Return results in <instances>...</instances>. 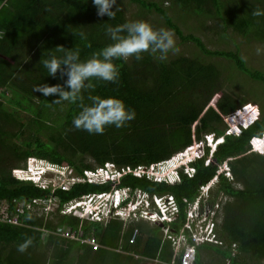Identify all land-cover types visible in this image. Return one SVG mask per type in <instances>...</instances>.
I'll return each mask as SVG.
<instances>
[{"label":"trees","instance_id":"trees-1","mask_svg":"<svg viewBox=\"0 0 264 264\" xmlns=\"http://www.w3.org/2000/svg\"><path fill=\"white\" fill-rule=\"evenodd\" d=\"M128 1L143 13L158 16L163 27L180 42L193 45L195 52L169 54L164 61L159 52L143 53L140 61L135 57L117 59L118 83L93 79L86 82L93 87L83 90L79 101L52 103L54 96L45 97L34 89L39 84H63L59 73L53 78L42 66L50 56H63L56 46L79 49L80 59L86 60L111 43L106 34L108 25L136 19L125 15L121 3L114 9L115 18L108 19L97 16L92 0H0V202L8 203V213L12 214L13 200L32 203L35 199H55L62 206L116 185L140 188L151 195L173 194L180 208L170 225L176 232L185 221L183 198L192 201L199 187L216 176L208 203L212 206L220 195L229 198L222 206L223 218L217 228L218 237L227 246L206 247L229 257L230 264H264V149L250 151L252 138L264 136V106L258 115L245 112V99L232 89L220 62L212 59L225 60L238 75L263 87L264 72L247 65L239 47L210 48L193 32L212 21L218 25L221 38L237 33L247 40L264 42V16L252 15L254 9L264 11V0H168L167 8L160 0ZM150 24L154 29L163 28ZM91 96L120 98L135 110V118L121 128L107 126L102 135L77 130L72 121L83 107L91 105ZM225 116L233 120L234 130L224 123ZM210 134L219 140L207 164L205 158L192 163L195 173L182 174L179 183L122 172L123 168L166 160ZM34 158L67 167L75 176L106 162L122 174L118 183L74 181L65 188L52 184L41 187L15 174V169L27 168ZM223 162L228 164L229 175L218 172ZM18 217L19 224L0 219V264H138L133 256L116 249L127 250L128 244L141 255L153 257L151 250L156 252L160 242L159 226L135 220L123 229L125 225L117 218L90 221L59 208L41 213L23 209ZM134 228L140 236L130 243ZM78 230L82 237L93 235L97 247L66 235ZM29 237L31 246L24 253L18 252L17 246ZM167 242L163 252L171 246ZM231 243L237 246L234 255L229 250ZM200 257L198 249L193 264H202Z\"/></svg>","mask_w":264,"mask_h":264},{"label":"clouds","instance_id":"clouds-1","mask_svg":"<svg viewBox=\"0 0 264 264\" xmlns=\"http://www.w3.org/2000/svg\"><path fill=\"white\" fill-rule=\"evenodd\" d=\"M92 3L97 10L96 14L98 17L107 16L108 19L115 18L116 11L114 9L116 8L117 0H92ZM252 15L256 17L264 16V11L260 9H254ZM106 34L109 36L111 43L107 44L99 53H94L90 58L86 60L80 59L79 49L68 50L62 45H57L56 51L63 53V56L61 57H57L54 55L50 56L49 58L44 59L42 61V66L47 70L48 75L52 76L53 78H57V74L59 73V79L63 80V84H59V83L52 85L46 83L39 84L35 87L34 90L36 92H39L45 97L54 96L55 99H53L52 103H60L62 101L75 103L81 99V93L83 90H85L86 88L93 87V85L87 84L86 83L87 81L96 79L110 83H118L120 74L116 64L114 63V61L117 59L127 60L130 57H135L137 61H140L143 58L142 56L143 53L159 52L160 53L159 59L161 61H164L168 58L169 53H175L179 51V49L176 47L175 34L171 30L164 28L154 29L150 23L143 20L130 21L116 26L108 25L106 27ZM81 36L83 37V33H81ZM257 51L259 52V49H257ZM89 99L92 101L91 105L83 107L82 110L79 112V114L75 116L72 121L74 128L77 130H84L90 134L102 135L107 126H115L116 128H121L126 126L127 122H130L135 118V110L128 108L125 105L124 101L120 98L117 97L101 98L99 96H91L89 97ZM224 119L230 120L231 118L229 116H225ZM229 127L234 130L235 125L233 124L232 126ZM218 140L219 139L214 138L212 134H210L206 140L203 139L197 141L195 140L191 145H188L184 147L182 150L175 152L166 160L159 161L157 163H152L147 166H141L144 167L146 170L144 171L143 174L139 176H145L146 178L157 182H167L170 184L179 183L181 181L182 174H186L187 176H192L195 173V167L192 163L196 162L198 159L205 158V164H207L208 158H210L211 155L213 154V151L216 148ZM251 142L252 143H251L250 151L257 152L264 149V136H254ZM176 158L178 160H176ZM37 161H38L37 163L36 162L31 163L32 169L31 168L28 169L18 168V169H22L23 171H25L23 177L24 180L35 182L41 187L51 184L50 182H48L49 179L47 178L46 175L47 172H51L52 170L54 172L55 170H57L55 173H59V171H63L64 168L65 170L67 169V167L60 168L57 166H52L40 159H37ZM222 164H226V168L221 171L225 172L229 170L228 164L226 162H223ZM100 171L102 172L100 173ZM89 172H93L96 174L95 176H91L93 178L92 181H89V179L87 178L90 176ZM121 174L122 172L117 168H115L113 164L106 162L102 167H97L91 170H84L83 175L78 176L77 178L72 177V180H69L67 182L68 183H72L74 181H88V182L110 181L111 182L116 180V183H118ZM228 175H229V171H228ZM215 183H216V176L213 179L209 180L204 185H201L199 187V192L192 201L184 198L188 202H190V204H193L195 201L200 203L197 206L198 213H202L203 211L202 208L204 203L207 205V207L210 210L213 211V214H210L209 211L208 216L204 218H202L203 216L195 217L193 223L201 224L202 228L206 227V229L208 230L209 225L207 226V224H210V222L212 221L213 225L211 226L210 232L214 234V237L218 241L221 242V244H217L213 242H203L196 244L194 258L196 256L197 247L200 245L227 246V244H225V242L218 237L217 228L223 218L222 206L229 200V198L226 195L224 196L220 195L218 199L212 204V206L209 205L208 203L209 190L211 188H214ZM56 185L57 184H52V186H56ZM126 188L127 186H117V185L113 186L110 190L106 191V192H110L113 195L112 197H110L111 199L104 198L102 200H98L100 202L97 204L95 202L91 204L85 202L83 204L78 205L77 209H79L81 212L85 210V214H87L86 219L90 221H96L89 219V216L92 214V212H90L89 210L91 209V207L94 206L95 210H97V212L100 213V215L103 217L102 220L96 222H106L114 218L122 220L123 223L131 222L134 219L130 218L129 215L123 218L122 215L116 216L115 213L116 206L119 205L125 206L126 203H128V201L132 198L133 189H140V188L128 187L130 190L128 194H126L127 193L125 192ZM140 190L144 191L147 194L146 199L150 202L151 207L152 206L156 207V203L152 197V195H156V194L151 195L149 192L143 189ZM116 191L119 194L117 198V202H116V194H115ZM97 193H101V192H96L95 194ZM89 194H93V193H89ZM85 195L87 194H84L82 196ZM164 195H157V196H164ZM171 195L173 196V194ZM197 198H199V200H197ZM203 199H205L204 202ZM114 202H116L117 204L116 203L114 204ZM13 203H14V210L16 203H19L23 209H28L26 208L27 202L25 203V202L13 200ZM176 203L179 208V204L177 201ZM0 205H7L6 211L8 217H10L9 218L10 223L19 224L18 215L23 211L17 212L15 210L12 214H10L8 213V207H9L8 203L2 201L0 202ZM62 206L57 205L55 206V209L57 208L61 209ZM143 206L144 203L143 204L140 203L139 205H137L138 207V208L136 207L137 212H139ZM106 210L107 213L105 212ZM179 212H180V208H179ZM187 212H188V206L186 205L185 221L187 219ZM70 213L72 214V212ZM70 213L68 212V214ZM14 216H16L17 219V221L15 222L11 221ZM78 217L83 219V217L80 216ZM176 218H178V214ZM176 218H174L171 221H167L164 224H161L159 222H151L147 218H143L141 216L137 217L135 221L138 222L140 220H145L153 225L159 226L162 234V239L165 241H169L171 244V240L167 238L164 234L163 227L167 225L169 227L170 233L177 235L179 233V230L183 227L184 223L182 224L181 228L178 231L176 232L171 231L170 225L172 222L175 221ZM126 228L127 227H125L124 229ZM185 234L188 236V242H190V237L188 233L185 232ZM137 235H138V230L136 237ZM31 244H32V238L30 237L26 238L23 241V243H20L17 246V251L20 253H24L31 246ZM171 248L175 256L178 257V261L177 262L172 261L167 264H180V257L182 251L180 249L175 250L172 244H171ZM229 250L231 255L236 254L238 251L236 244L231 243L229 245ZM147 261H154L155 264L159 262L157 258L146 259L145 262ZM224 264H230L229 257L224 258Z\"/></svg>","mask_w":264,"mask_h":264},{"label":"rangeland","instance_id":"rangeland-1","mask_svg":"<svg viewBox=\"0 0 264 264\" xmlns=\"http://www.w3.org/2000/svg\"><path fill=\"white\" fill-rule=\"evenodd\" d=\"M160 2L166 8L169 6L168 0H160ZM117 3L122 4L121 8L123 9V12L129 19L134 18L136 20H143L148 23H153L155 28L162 26L160 18L158 16H156L153 13H148V12L143 13L142 11L138 9V7L135 4L130 3L128 0H118ZM136 15H139L140 17H136ZM163 28L167 29L165 27ZM184 29H185L184 31L189 30L186 28ZM193 32L195 34H198L210 48L229 49V48H235L236 46L239 47L241 49L242 57L246 60L247 65L253 68L263 70L264 72V42H255L253 40H247V38H244L237 33H229V35H227L225 38H221L219 35L220 29L218 25L212 21L207 22L206 26L202 28L194 29ZM175 40H176V47L179 49V51L175 53H169V54L178 55L182 53L191 54L195 52V48L193 47V45L189 43L180 42L176 35H175ZM257 49H259V52L257 51ZM212 60L220 62L219 64L224 67L222 69V74L224 76L228 75L229 77L228 83L231 85L232 89L236 92V94H238L239 96L245 99L242 109L250 115H258L260 109H262L264 106V87L258 82L254 80H250L244 75H241V74L238 75L237 72H234V70L229 68V66L227 65L228 63L225 60L223 59H217V60L212 59ZM233 74H234V77L231 79ZM211 103L213 104V102ZM224 123L228 127L234 124L232 119L230 120L224 119ZM206 139L207 138H203V140H206ZM31 161L32 162L29 163L30 166L28 165L27 168L25 167L24 169L31 168V163L38 162L36 158L32 159ZM225 168H226V164H222L219 166L218 171H221ZM56 171L57 170L53 172L52 170L51 172L46 173L47 178L49 179L48 182H50L51 184H57L58 186H61V187H63V185L64 186L68 185L69 183L67 181L72 180V177L74 178L78 177V176H75L74 171H72L71 169L69 170L68 168L66 170L64 168L63 169L64 172L59 171V173H55ZM228 171L229 170L225 171L227 175H228ZM101 172L102 171H100V173ZM104 198L111 199L110 195H106L104 196ZM99 202L100 201H96L95 203L97 204ZM79 204H82V203H79ZM55 205L56 204H55V201H53V199L47 200V201H45L44 199H41L36 202V205L31 204V205H27L26 207L29 208L30 211L37 210L39 213H41L42 211L48 212L49 210H55ZM3 207L4 205H0V212L3 209ZM72 214H75V213H72ZM128 223L129 222H124L123 223L125 225L124 227L128 228V225H127ZM89 244H92V243H89ZM218 257L219 256L210 249L204 248L202 250V258L205 260L206 264H218L219 262H221V259H220L221 257L220 258Z\"/></svg>","mask_w":264,"mask_h":264},{"label":"built area","instance_id":"built-area-1","mask_svg":"<svg viewBox=\"0 0 264 264\" xmlns=\"http://www.w3.org/2000/svg\"><path fill=\"white\" fill-rule=\"evenodd\" d=\"M145 170L146 169L144 167L138 166L133 170H131L130 168L123 169L122 172L125 173L131 171L135 175H141L144 173ZM15 174L18 178L24 177V172L22 169H18V168L15 169ZM89 175L90 176L87 178L89 179V181H92L93 178L91 176H95L96 174L93 172H89ZM65 187L67 186L63 185V188ZM129 190L130 189L128 187L125 189V192H127L126 194H128ZM115 194H116V202H117V198L119 194L117 191L115 192ZM106 195H110V197L113 196L110 192H101L97 194L95 193L87 194L85 196L72 199L63 204V206L60 209V212L68 213L69 211V213L72 212L75 213L74 215L86 218L87 214H85V210L81 212L79 209H77V206L80 205L79 203L83 204L86 202L88 204H91L98 201V199L99 200L104 199V196ZM146 197L147 194L144 191L140 189H133L132 198L128 201V203H126L125 206H120V205L116 206V212H115L116 216L122 215V217L125 218L127 215H129V217L134 220L137 219V217L141 216L143 218H147L151 222H159L161 224H164L167 221H171L177 217L179 208L175 201V198L171 194H166L164 196L152 195L156 203V207L154 206L151 207L150 202L146 199ZM38 200L40 199H35L32 201V203H36ZM197 200H199V198H197ZM53 201H55L56 204L55 206L59 205L58 200L54 199ZM204 201L205 199H203V202ZM116 202H114V204ZM183 202H185L186 205L188 206V212H187V219L184 222L183 227L179 230V233L177 235L171 234L169 231V227L167 225L163 227V231L165 236L171 240V244L173 245L174 249L175 250L180 249L182 251L180 257V264H192L194 260L196 244L203 242H213V243L221 244V242L214 237L213 233L210 232L211 226L213 225L212 221L210 222V224H207V226L209 225L208 230L206 229V227L202 228L201 224L193 223L195 217L203 216L202 218H204L208 216L209 211L210 214H213V211L210 210L207 207V205L204 203L203 208L201 206L203 210L202 213H198L197 206L200 203L195 201L193 204H190V202H188L184 198H183ZM32 203L27 202L26 206L31 205ZM140 203L141 204L144 203V206L139 212H137L136 207ZM6 209H7V205H4L3 209L0 212L1 213L0 219L10 221ZM15 210L17 212H22L23 208L22 206H20L19 203H16ZM89 211L92 212V214L89 216V219L96 221L103 219L100 213H98L97 210H95L94 206L91 207ZM105 212L107 213V210ZM11 221L13 222L17 221L16 216H14ZM185 232L188 233L190 237V242H188V236L185 234ZM136 234H137V230L134 229L132 235L129 238V242L135 241ZM66 235L73 239H78V240L80 239L86 243H92L94 248L97 247V240L93 235L82 237L80 230L71 231L69 233H66ZM145 264H155V263L154 261H147L145 262Z\"/></svg>","mask_w":264,"mask_h":264},{"label":"crops","instance_id":"crops-1","mask_svg":"<svg viewBox=\"0 0 264 264\" xmlns=\"http://www.w3.org/2000/svg\"><path fill=\"white\" fill-rule=\"evenodd\" d=\"M139 222H141V223H143V224H145V225H148V226L151 225V223H149V222H147V221H145V220H140ZM147 223H149V224H147ZM131 233H132V232H131ZM159 235H160V242H159V245H158L157 251L154 252V248L151 250V252L153 253V257H151V255H149V254L141 255L138 251L135 250L134 246H130V245H128V244L125 246V247L127 248V250H123V251H122L121 247H119V248L116 249V250H118L119 252H121V253H123V254H125V255L133 256L135 259L138 260V261H137L138 264H144V262H145L146 259H151V258H157V259L159 260V262H157V264H167V263H170V262H172V261L177 262V261H178V257L175 256V254H174V252H173L171 246H169V247L166 249V251L163 252V250H164V246H163V244L168 243V242L162 239V234H161V232H159ZM139 236H140V234H139V231H138V235H137V237H136L135 240H137ZM144 237H145V235H142V234H141V238H144ZM119 245L121 246V245H122V242H119ZM200 246H202V247H199V246H198V247H197V251H198V249H199V253H200V256H201L200 259H201L202 264H206L205 260L202 258V250H203L204 248L210 249V250H212V251H214V250H213L212 248H208V247H206V246H208V245H200ZM205 250H206V249H205ZM160 252H162V253H164V254H166V255H161ZM167 252H169L170 254H167ZM214 252L219 256L218 258L221 257V258H220V259H221V262H219L218 264H224V258L222 257V255L219 254V253H217L216 251H214ZM167 255L170 256L169 259L166 258ZM218 258H217V259H218Z\"/></svg>","mask_w":264,"mask_h":264},{"label":"bare ground","instance_id":"bare-ground-1","mask_svg":"<svg viewBox=\"0 0 264 264\" xmlns=\"http://www.w3.org/2000/svg\"><path fill=\"white\" fill-rule=\"evenodd\" d=\"M98 199V198H97ZM99 200V199H98Z\"/></svg>","mask_w":264,"mask_h":264}]
</instances>
